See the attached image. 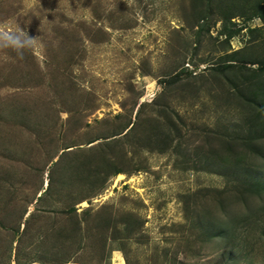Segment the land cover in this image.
Wrapping results in <instances>:
<instances>
[{
    "label": "rangeland",
    "instance_id": "rangeland-1",
    "mask_svg": "<svg viewBox=\"0 0 264 264\" xmlns=\"http://www.w3.org/2000/svg\"><path fill=\"white\" fill-rule=\"evenodd\" d=\"M262 66L264 0H0V264H264Z\"/></svg>",
    "mask_w": 264,
    "mask_h": 264
},
{
    "label": "bare ground",
    "instance_id": "bare-ground-1",
    "mask_svg": "<svg viewBox=\"0 0 264 264\" xmlns=\"http://www.w3.org/2000/svg\"><path fill=\"white\" fill-rule=\"evenodd\" d=\"M122 177V174L119 175L118 179ZM116 264H125V261L122 256H118V262Z\"/></svg>",
    "mask_w": 264,
    "mask_h": 264
},
{
    "label": "trees",
    "instance_id": "trees-1",
    "mask_svg": "<svg viewBox=\"0 0 264 264\" xmlns=\"http://www.w3.org/2000/svg\"><path fill=\"white\" fill-rule=\"evenodd\" d=\"M261 68L264 69V66H262Z\"/></svg>",
    "mask_w": 264,
    "mask_h": 264
}]
</instances>
